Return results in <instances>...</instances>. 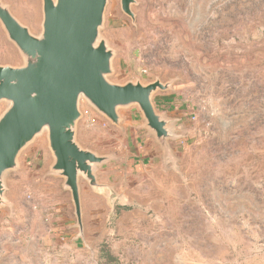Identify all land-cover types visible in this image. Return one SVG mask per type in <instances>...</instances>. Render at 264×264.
<instances>
[{
  "label": "rangeland",
  "instance_id": "rangeland-1",
  "mask_svg": "<svg viewBox=\"0 0 264 264\" xmlns=\"http://www.w3.org/2000/svg\"><path fill=\"white\" fill-rule=\"evenodd\" d=\"M3 1L38 32L42 0ZM132 9L134 19L120 0L107 5L111 79L175 80L154 101L184 123L176 163L164 162L137 106L122 110L119 128L82 99L78 141L117 156L99 178L123 200L111 210L82 180L77 238L70 193L44 177L52 156L38 137L8 176L0 264H264V0H137ZM0 62L21 63L1 26Z\"/></svg>",
  "mask_w": 264,
  "mask_h": 264
},
{
  "label": "water",
  "instance_id": "water-1",
  "mask_svg": "<svg viewBox=\"0 0 264 264\" xmlns=\"http://www.w3.org/2000/svg\"><path fill=\"white\" fill-rule=\"evenodd\" d=\"M109 0H42L38 32L22 22L11 6L0 0V26L21 57L20 64L0 62V207L12 209L8 176L20 168V156L38 137L46 134L52 161L46 175L62 179L70 193L77 238H84L82 180L114 210L123 198L114 185L103 182L99 171L117 159L78 141L83 116L81 100L111 124L122 128V110L137 106L141 127L162 151L164 162L176 163L172 142L182 139V119L159 111L154 98L172 88L174 79L159 77L116 82V50L102 35ZM137 0H120L122 11L135 17ZM112 212V211H111Z\"/></svg>",
  "mask_w": 264,
  "mask_h": 264
},
{
  "label": "crops",
  "instance_id": "crops-1",
  "mask_svg": "<svg viewBox=\"0 0 264 264\" xmlns=\"http://www.w3.org/2000/svg\"><path fill=\"white\" fill-rule=\"evenodd\" d=\"M25 24H27V23H25ZM27 25H29V24H27ZM30 26V25H29ZM40 26V24L38 23V27ZM16 51H17V49H16ZM17 54L19 55V57H20V54L18 53V51H17ZM20 59H21V57H20ZM7 63H11V64H20V62L19 63H16V62H7ZM47 142V141H46ZM48 147V146H47ZM50 164V163H49ZM49 166V165H48ZM47 172V170L44 172V177L45 178H54V177H52V176H49V175H46L45 173ZM56 179V178H55ZM91 192L93 193V194H95L92 190H91ZM97 195V194H96ZM98 196H100V195H98ZM100 197H102L103 198V196H100ZM12 203H13V201L12 200H10ZM64 207H66L65 205H63ZM62 206V207H63ZM53 214V213H52ZM53 215H55V213L53 214ZM53 215H50V216H47L46 217V219L49 221L51 218L53 219ZM71 228H73V224L70 226ZM51 229H53V228H51ZM54 229H56V227L54 228Z\"/></svg>",
  "mask_w": 264,
  "mask_h": 264
}]
</instances>
